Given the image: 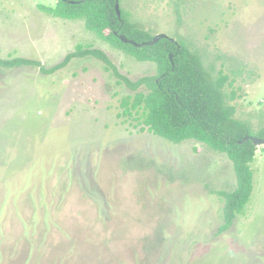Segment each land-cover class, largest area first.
<instances>
[{"label":"rangeland","instance_id":"374dc122","mask_svg":"<svg viewBox=\"0 0 264 264\" xmlns=\"http://www.w3.org/2000/svg\"><path fill=\"white\" fill-rule=\"evenodd\" d=\"M56 2L0 0V58L50 68L80 44L101 49L111 65L89 56L52 73L0 68V264H264V144L250 163V201L218 233V192L236 186L231 160L194 139L172 143L142 130L138 113L119 115L121 99L134 94L120 76H153L156 64L102 40L84 19L40 8ZM120 6L234 78L225 88L236 89L234 117L258 137L264 0H193L180 19L173 0Z\"/></svg>","mask_w":264,"mask_h":264},{"label":"trees","instance_id":"16d2710c","mask_svg":"<svg viewBox=\"0 0 264 264\" xmlns=\"http://www.w3.org/2000/svg\"><path fill=\"white\" fill-rule=\"evenodd\" d=\"M190 1L193 0H173L177 19H180L181 8ZM115 2L57 0L53 7L40 5V8L54 17L84 19L85 27L102 40L125 50L138 61L156 64L155 75L134 81L120 76L113 66L115 74L134 90L132 96L121 99L123 111L119 115L132 116L138 113L136 119L143 125L142 130L147 128L172 143L194 139L213 151L227 155L233 165L236 186L230 191L218 192L224 197V204L222 223L217 232L226 231L250 201L253 189L250 163L256 151L251 140H244L245 136H251L249 123L235 118V106L229 103L235 98L236 89L232 88L229 92L225 90L226 86L233 87L235 79L229 80L221 68L214 74L213 66L207 68L201 55L190 49L181 38H162L153 45L139 47L123 43L115 31L138 43L151 40L154 35L137 22L130 21L128 13L121 6V15L118 17ZM118 2L120 5L121 0ZM89 56L111 65L101 49L79 44L62 61L50 68H44L38 61L21 57L0 58V68L38 65L43 72L52 73L63 68L73 58ZM142 85L145 87L141 88ZM256 135H264V126Z\"/></svg>","mask_w":264,"mask_h":264},{"label":"water","instance_id":"95a60500","mask_svg":"<svg viewBox=\"0 0 264 264\" xmlns=\"http://www.w3.org/2000/svg\"><path fill=\"white\" fill-rule=\"evenodd\" d=\"M82 1H86V0H82ZM115 10H116V13H117V16L120 17L121 15V10H120V5H119V2L118 0H116L115 2ZM116 35H118L119 39L123 42V43H130L131 45L135 46V47H139V46H145V45H153L155 43H157L160 39L162 38H169V36L165 35V34H162V33H159V34H156L152 37L151 40H148V41H145V42H141V43H138V42H135L134 40H131V39H128L126 38L124 35H121V34H118L117 31L114 32ZM171 40H173L172 38H169ZM172 58L171 54H170V59ZM251 140L252 143L257 146V145H261V144H264V136L263 137H256V136H245L244 137V140Z\"/></svg>","mask_w":264,"mask_h":264}]
</instances>
